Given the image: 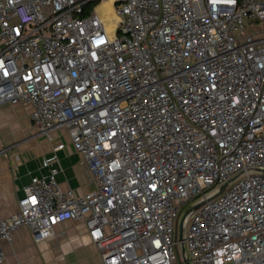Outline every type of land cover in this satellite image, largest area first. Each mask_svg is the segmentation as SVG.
Segmentation results:
<instances>
[{
	"label": "built area",
	"instance_id": "2783aa9c",
	"mask_svg": "<svg viewBox=\"0 0 264 264\" xmlns=\"http://www.w3.org/2000/svg\"><path fill=\"white\" fill-rule=\"evenodd\" d=\"M99 1L0 0V107L62 131L94 184L62 190L53 145L0 264L21 226L38 245L65 221L101 264H264V0H109L110 32Z\"/></svg>",
	"mask_w": 264,
	"mask_h": 264
},
{
	"label": "crops",
	"instance_id": "0c3cea01",
	"mask_svg": "<svg viewBox=\"0 0 264 264\" xmlns=\"http://www.w3.org/2000/svg\"><path fill=\"white\" fill-rule=\"evenodd\" d=\"M258 31L264 35L263 28H259ZM11 107L17 109L12 110ZM30 112V106L1 105L0 132L10 126L11 120L17 115L24 116L30 123ZM52 134L54 137L52 143L42 137V141L36 142L34 147L27 146L9 152L20 143L12 142L8 146L7 157L0 159V219L17 213V201L21 197L22 188L30 177L46 172L39 164L42 159L51 155V149L57 143L64 145L63 150L57 153V167L60 172L56 179L61 189L72 190L76 196H82L94 189L86 166L80 164L81 156L73 150L65 134L62 131ZM61 134L64 137L60 136ZM2 135L10 139L13 137L10 133ZM36 136L38 135L35 134ZM2 141L0 150L5 148L2 147ZM52 234L48 241L35 245L27 228L21 226L13 232L11 243L3 245L5 255L3 264H101L98 252L91 243L83 223L78 221L59 223L54 227Z\"/></svg>",
	"mask_w": 264,
	"mask_h": 264
},
{
	"label": "rangeland",
	"instance_id": "374dc122",
	"mask_svg": "<svg viewBox=\"0 0 264 264\" xmlns=\"http://www.w3.org/2000/svg\"><path fill=\"white\" fill-rule=\"evenodd\" d=\"M109 2V0H102L100 1L99 5L96 6L95 8H98L100 5ZM19 106V105H18ZM12 110H16L17 107H11ZM3 134L7 133V134H11L13 135L12 138H14V140H11L10 137H3ZM34 129L32 128L31 124L29 123L28 119L25 118L24 116L20 115L18 117V115L16 117H13V119L11 120V124L10 126H8L7 128L3 129L2 132H0V141H2V147H8L11 145L12 142L14 143H19V146L15 147V148H11L9 150V152L12 151H16L19 150V148L22 147H27V146H32L34 147L36 145V142L42 141V136H36L34 134ZM60 136H63L62 134ZM64 137V136H63ZM191 205H188V207H185L182 211H181V215L178 221V226L177 229L179 227V223L180 220L182 219V217L184 216V213L188 210V208Z\"/></svg>",
	"mask_w": 264,
	"mask_h": 264
},
{
	"label": "bare ground",
	"instance_id": "6f19581e",
	"mask_svg": "<svg viewBox=\"0 0 264 264\" xmlns=\"http://www.w3.org/2000/svg\"><path fill=\"white\" fill-rule=\"evenodd\" d=\"M96 12L98 15H101L103 18V21L105 22V28L107 32H110L115 23H116V17L113 14L112 10V2H107L102 5H100L97 9Z\"/></svg>",
	"mask_w": 264,
	"mask_h": 264
},
{
	"label": "water",
	"instance_id": "95a60500",
	"mask_svg": "<svg viewBox=\"0 0 264 264\" xmlns=\"http://www.w3.org/2000/svg\"><path fill=\"white\" fill-rule=\"evenodd\" d=\"M225 186H223L221 189H223ZM179 241L182 240V231L179 230ZM180 248H182V255H184V247H182V245H180ZM182 264H188L187 260L183 257V261H182Z\"/></svg>",
	"mask_w": 264,
	"mask_h": 264
},
{
	"label": "trees",
	"instance_id": "16d2710c",
	"mask_svg": "<svg viewBox=\"0 0 264 264\" xmlns=\"http://www.w3.org/2000/svg\"><path fill=\"white\" fill-rule=\"evenodd\" d=\"M99 3H100V1L99 2H93V3L89 4V5H87L86 8H88L90 10H93L96 6L99 5Z\"/></svg>",
	"mask_w": 264,
	"mask_h": 264
}]
</instances>
